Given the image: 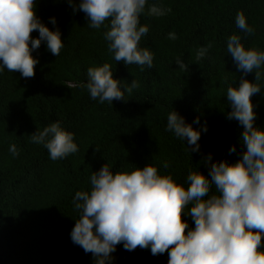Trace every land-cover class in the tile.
Returning a JSON list of instances; mask_svg holds the SVG:
<instances>
[{"label":"trees","instance_id":"trees-1","mask_svg":"<svg viewBox=\"0 0 264 264\" xmlns=\"http://www.w3.org/2000/svg\"><path fill=\"white\" fill-rule=\"evenodd\" d=\"M153 2L157 0H149ZM159 2L172 12L160 18L141 17L150 30L140 46L154 52V66L141 71L136 64L116 62L104 40L105 29H90L85 14L74 12L68 0H36L37 16L50 30H60L65 47L57 57L42 42L33 52L39 63L32 78L7 69L0 74V264H96L92 253L71 240L79 218L72 201L77 191L90 189L92 172L107 162L115 171L121 166L142 168L154 157L157 163L167 160L169 170L183 179L198 165L207 175V167L200 163L203 155L213 154L214 162H235L237 156L229 149L244 150L239 142L243 127L226 118L231 111L226 92L229 85L238 87L241 79L255 82V72L245 75L238 70L226 41L238 33L246 47L264 50V0ZM240 11L255 28L254 35L245 36L236 27ZM53 17L56 25L51 23ZM172 31L178 36L174 41L167 38ZM30 35L38 38V30ZM209 42L213 47L208 55L197 61V48ZM177 57L188 66L186 72L178 68ZM103 63L111 65L114 78L129 84L139 81L131 95L125 93L127 101L101 104L80 87L88 80L87 69ZM261 83V92L251 100L255 125L264 128V79ZM173 109L187 123L199 117L195 128L207 124L200 152L189 153L186 141L165 131ZM57 120L75 133L79 151L52 161L29 135ZM11 144L20 150L18 157L9 152ZM182 219L191 223L188 217ZM111 255L112 264L168 261L167 252L153 256L150 249L128 251L122 244Z\"/></svg>","mask_w":264,"mask_h":264},{"label":"clouds","instance_id":"clouds-1","mask_svg":"<svg viewBox=\"0 0 264 264\" xmlns=\"http://www.w3.org/2000/svg\"><path fill=\"white\" fill-rule=\"evenodd\" d=\"M68 4L74 12L85 14L90 29H105L103 37L116 62L136 64L141 71L154 66V52L140 46L150 30L141 17H164L172 12L171 7L159 0L151 4L149 0H79L78 5L68 0ZM51 23L56 25L54 17ZM235 24L245 36L255 34L243 11L237 13ZM34 30L38 38L30 35ZM167 38L174 41L178 36L172 31ZM242 41L240 34L233 33L227 38L226 51L238 70L245 75L255 72V82L241 79L238 87L229 85L226 97L231 111L226 118L243 127L239 142L244 150L229 149L230 155L237 156L235 162H214L213 154L203 155L200 163L207 167V175L198 165L183 179L169 170L167 160L157 163L154 157L142 168L121 166L114 171V165L107 162L93 171L90 189L74 195L79 218L70 236L85 253H92L96 264H112L111 254L120 244L128 251L150 249L153 256L167 252V264H264V128L255 125L251 100L262 89L264 50L246 47ZM42 42L57 57L65 47L60 30H50L37 16L36 0H0V74L7 69L23 78L34 77L39 59L33 52ZM212 47V42L198 47L196 60L204 59ZM175 63L187 71L180 57ZM87 76L80 87L101 104L127 101L125 93L131 95L140 86L136 79L129 84L114 78L109 63L89 67ZM194 124H200L199 117L187 123L173 109L165 131L186 141L189 153H198L201 134L208 129L206 123L200 128ZM29 139L42 145L52 161L79 151L75 133L59 120L37 129ZM9 152L13 157L20 155L16 144L9 146Z\"/></svg>","mask_w":264,"mask_h":264}]
</instances>
